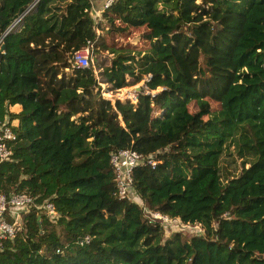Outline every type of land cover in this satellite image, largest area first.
I'll use <instances>...</instances> for the list:
<instances>
[{
  "label": "trees",
  "instance_id": "16d2710c",
  "mask_svg": "<svg viewBox=\"0 0 264 264\" xmlns=\"http://www.w3.org/2000/svg\"><path fill=\"white\" fill-rule=\"evenodd\" d=\"M35 1L0 0V39L18 21L0 41V121L17 136L0 193L59 216L23 214L0 264H264V0H114L100 23L90 0H39L20 18ZM104 27L147 46L109 44ZM88 43L109 62L101 83L143 82L136 104L74 68ZM126 149L157 164L118 200L110 156ZM188 224L201 232L173 228Z\"/></svg>",
  "mask_w": 264,
  "mask_h": 264
},
{
  "label": "built area",
  "instance_id": "2783aa9c",
  "mask_svg": "<svg viewBox=\"0 0 264 264\" xmlns=\"http://www.w3.org/2000/svg\"><path fill=\"white\" fill-rule=\"evenodd\" d=\"M114 0H107L101 10L111 6ZM94 19L100 20L99 13L92 14ZM92 46L93 43H88V46L73 55L74 68L87 69L92 64ZM137 93L130 101L132 104L137 102ZM17 136L13 131V126L8 125L7 121H0V163L9 161L12 156V144L16 141ZM146 163L151 168H154L157 162L154 156L150 155L143 158L141 155L133 150H120L111 154L110 164L114 172L115 182V197L118 200H131L130 191L132 190V172L142 163ZM32 208L42 212L50 221H55L59 214L55 211L53 204L45 202L43 205H35L33 199L25 192L11 193L5 196L0 193V247L2 242L13 239L24 226L22 215L28 213ZM151 220L168 221V218L161 216L158 213L149 215ZM188 226V225H187ZM197 232H201L199 226L195 227ZM194 229V230H195ZM90 238L85 236L78 240L79 245L88 244Z\"/></svg>",
  "mask_w": 264,
  "mask_h": 264
},
{
  "label": "rangeland",
  "instance_id": "374dc122",
  "mask_svg": "<svg viewBox=\"0 0 264 264\" xmlns=\"http://www.w3.org/2000/svg\"><path fill=\"white\" fill-rule=\"evenodd\" d=\"M99 15H100V19H101V17H102L101 13ZM96 22L100 23V22H98V20ZM101 22H103V21H101ZM156 23H159V22L155 21L154 24H156ZM156 25L158 26L159 24H156ZM97 33L100 36H103L109 44H112V45H115V46H125L127 44H129L131 46L141 47V48H144L145 46H147L144 43L145 41H142L139 38L138 33H135V34L131 35L130 37H126V35H123V34L108 33V28L107 27H104L103 30L97 31ZM165 41H166L165 33L158 26L157 31L155 32V35H154L153 40H152L151 43H154V44L165 43ZM109 57H111V55L108 56V58ZM108 63H109L108 60H105V58L103 56L102 57H97L96 55L92 54V64H91V66L94 68L93 71H94L95 78L97 79L98 82H100L99 83V86H100V90L99 91H100L101 97L110 100L111 103H114L116 100H119V101L130 100V101H133L135 93H137L141 88H143V82H140V83H138V84H136L134 86L126 87V88H123V89H120V90H111L110 86H108L107 84L101 83V79H100V76H99L100 75L99 73L101 71V70H99V66L100 67L101 66L104 67V66L108 65ZM212 107L214 109L216 108V106L214 104L212 105ZM192 110H194V108H190V111H192ZM14 125L16 126V122H14ZM172 226H174V225H172ZM195 227L196 226H194V224H188V226L187 225H183V226H180V227L174 226L173 228L177 229L175 231H178V230H181V232L183 231L182 234H186L184 231H193V232H196V233H200V232H197L198 229L197 228L195 229ZM186 235H188V234H186ZM166 236H170V232L166 233Z\"/></svg>",
  "mask_w": 264,
  "mask_h": 264
},
{
  "label": "crops",
  "instance_id": "0c3cea01",
  "mask_svg": "<svg viewBox=\"0 0 264 264\" xmlns=\"http://www.w3.org/2000/svg\"><path fill=\"white\" fill-rule=\"evenodd\" d=\"M91 1V4H92V11H91V14L93 13H101V10H102V7L104 5V3L107 1V0H90ZM11 112H14V113H18L20 111V107L18 106H14L11 108L10 110ZM16 122V125H18V122ZM15 126V125H14Z\"/></svg>",
  "mask_w": 264,
  "mask_h": 264
},
{
  "label": "water",
  "instance_id": "95a60500",
  "mask_svg": "<svg viewBox=\"0 0 264 264\" xmlns=\"http://www.w3.org/2000/svg\"><path fill=\"white\" fill-rule=\"evenodd\" d=\"M39 0H36L23 14H22V16L20 17V18H22L23 17V15L25 14V13H27L33 6H35L36 4H37V2H38ZM18 21H16L12 26H10L6 31H5V33L3 34V36L1 37V39H0V41L3 39V37L5 36V35H7L8 33H9V31L14 27V25L17 23ZM4 53V45H2L1 47H0V61H1V58H2V54ZM139 92V91H138Z\"/></svg>",
  "mask_w": 264,
  "mask_h": 264
}]
</instances>
